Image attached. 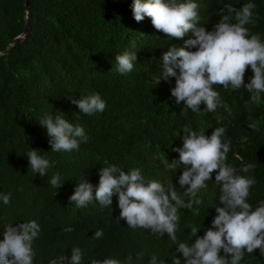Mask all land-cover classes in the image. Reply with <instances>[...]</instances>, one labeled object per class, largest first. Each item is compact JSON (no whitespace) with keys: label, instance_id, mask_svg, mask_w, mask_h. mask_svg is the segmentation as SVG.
<instances>
[{"label":"trees","instance_id":"1","mask_svg":"<svg viewBox=\"0 0 264 264\" xmlns=\"http://www.w3.org/2000/svg\"><path fill=\"white\" fill-rule=\"evenodd\" d=\"M30 1V37L0 56V194H11L7 205L0 199V241L5 224L17 226L35 220L40 232L32 243L33 264H49L62 256L70 261L73 248L81 250V264H90L93 258L126 261L129 254L132 264H148L151 254L165 264H171L176 255L183 264L182 254L176 252L178 245L167 234L162 237L141 228L133 230L120 219L117 195L107 207L95 201L77 207L69 200L83 176L95 188L99 170L115 165L124 172L139 168L145 181L165 186L173 183L187 203V186L182 189L178 184L183 166L177 164L175 171L165 166L166 160L179 161V153L173 149L183 146V127L203 130L208 136L223 127V140L231 141L226 163L238 170L254 164L253 170L239 174L256 181L247 198L253 208L264 200V93L259 102H253L243 88L214 85L227 108L207 112L202 103L201 111L194 113L183 103L177 105L171 96L174 77L156 82L163 73V54L172 45L183 46L185 40L194 38L191 31L176 39L157 31L147 16L137 22L131 9L133 0ZM193 2L198 5L197 26L208 31L219 21V10L225 5L240 8L254 3L253 19L246 27L264 41V0ZM27 4L28 0H0V52L26 32ZM124 51L136 52L137 61L131 72L120 74L115 70V55ZM252 75L249 66L245 84ZM92 92L100 94L106 107L89 116L79 112L70 98ZM57 111L84 128L88 142H82L78 151H52L39 118L45 113L55 117L60 114ZM251 123L256 124L255 129L249 127ZM30 147L49 160L45 176L29 167L26 153ZM56 173L61 176L60 189L49 183ZM215 175L197 193L202 204L178 208V242H194L191 227L198 228V236L211 227L220 194ZM68 227L73 231H64ZM98 230L103 232L100 238L94 235ZM145 249V256L137 260L136 253ZM240 264H264V256L259 249L251 254L245 250Z\"/></svg>","mask_w":264,"mask_h":264},{"label":"clouds","instance_id":"2","mask_svg":"<svg viewBox=\"0 0 264 264\" xmlns=\"http://www.w3.org/2000/svg\"><path fill=\"white\" fill-rule=\"evenodd\" d=\"M197 8L193 0H133L131 9L137 22L147 16L154 28L166 37L183 39L189 31L194 36L185 40L183 46L172 45L163 54V73L156 77V82L174 77L171 96L177 105L183 103L185 109L194 113L201 111L202 103L207 112H214L221 106L227 108L214 85L233 90L243 88L251 94L253 102H259L261 93H264V41L259 34H250L246 27L252 22L256 5L246 3L240 8L225 5L219 10L220 19L211 31L197 26ZM134 61H137L136 52L117 54L115 70L120 74L131 72ZM249 66L253 75L245 84L244 76ZM70 99L79 112L89 116L102 113L106 107L96 92ZM59 113L55 117L45 113L39 118L41 126L46 128L51 149L54 152L78 151L82 142H88V136L82 126L73 125L63 118V113ZM249 127L255 129L256 124L251 123ZM183 131V146L173 149L179 153V161L169 163L166 160L165 166L173 171L177 164L183 166L178 184L182 189L187 186L184 191V195L190 197L187 203L179 197L173 183L165 186L155 180L145 181L139 168L124 172L115 165L99 170V183L95 188L83 176L69 197L70 203L85 207L95 201L107 207L112 204L113 195H117L120 219L133 230L141 228L162 237L167 234L173 244L178 245L176 252L182 254L183 264H240L245 250L251 254L259 249L264 256V200H259L253 208L247 198L256 181L254 177L239 174L250 172L255 165L247 164L238 170L226 163L231 141L223 140V127L215 128L210 136L203 130L188 127H183ZM26 157L33 172L41 176L47 174L49 160L39 155L38 149L31 148ZM213 173H216L214 181L220 194L211 227L203 236L197 235V227H191L190 236L195 238L194 242L191 245L188 241L178 242V208L192 209L194 204H202L197 193L207 188L206 182L212 180ZM49 183L60 189L63 185L60 174H54ZM10 196V193L0 194V199L7 205ZM195 214L199 215V208L195 209ZM3 228L0 264H33L32 243L39 235L40 225L30 220L17 226L5 224ZM64 231L73 229L68 227ZM94 235L100 238L103 232L98 230ZM146 251L137 252L135 258L141 260ZM81 260V250L73 248L70 261L62 256L50 260L49 264H81ZM132 261L129 254L126 261L93 258L90 264H132ZM148 264H165V260L151 254ZM171 264H182V260L175 255Z\"/></svg>","mask_w":264,"mask_h":264},{"label":"water","instance_id":"3","mask_svg":"<svg viewBox=\"0 0 264 264\" xmlns=\"http://www.w3.org/2000/svg\"><path fill=\"white\" fill-rule=\"evenodd\" d=\"M27 29L24 34H21L15 38L7 47L4 52H0V56L7 55L18 43L26 41L31 35V25H30V14H31V1L28 0L27 4Z\"/></svg>","mask_w":264,"mask_h":264}]
</instances>
